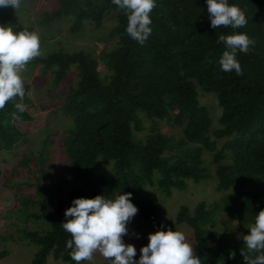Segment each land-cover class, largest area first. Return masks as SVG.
Masks as SVG:
<instances>
[{
	"label": "trees",
	"instance_id": "trees-1",
	"mask_svg": "<svg viewBox=\"0 0 264 264\" xmlns=\"http://www.w3.org/2000/svg\"><path fill=\"white\" fill-rule=\"evenodd\" d=\"M229 3L245 9L246 25L213 28L206 0H157L150 12L153 30L143 44L127 33V15L112 0H57V6L45 12L47 21L71 18L72 32L81 30L86 21L99 27L107 15L116 12L111 33L118 41L103 50L99 59L79 49L40 54L29 61L41 63L45 72H51L54 86L62 83L71 65H76L78 75L76 84L60 94L58 106L73 119V124L60 131L62 151L68 159L67 178L51 187L50 134L38 153L18 161L29 170L34 162L35 181L28 182L34 193L18 191V203L7 217L16 218L13 224L20 232L18 239L37 246L30 264H46L50 254L56 260L76 263L66 247L71 233L62 226L65 209L76 196L103 193L114 198L131 191L138 217L157 230L158 203L150 197L136 198V194L151 185L169 196L173 189H187L189 181L197 183L213 175L217 190L226 193L212 205L204 200L194 209L181 205L176 223L192 228L193 250L202 264H246L243 252L253 257L258 254L248 251L243 236L264 208V0ZM19 9L0 7V23L34 30L21 22ZM234 31L247 32L255 39L250 51L237 53L243 74L221 67L227 45L218 37L221 32ZM99 60L108 70L106 76L99 70ZM198 87L217 97L221 108L217 128L200 102ZM25 88L22 102L27 109L18 119L13 113L18 112L14 105L19 96L0 108V151L14 149L24 138L18 122L33 118L28 108L33 102L30 85L25 83ZM162 120L180 126L183 135L176 139L164 132ZM147 128L146 135L137 136ZM205 152L212 155L213 168L206 163ZM99 157L112 161L110 177L96 171ZM64 183L73 187L67 198L62 193ZM219 210L238 221L241 238L211 227ZM231 250L235 256L229 255ZM8 254L9 249L0 247V259Z\"/></svg>",
	"mask_w": 264,
	"mask_h": 264
},
{
	"label": "rangeland",
	"instance_id": "rangeland-1",
	"mask_svg": "<svg viewBox=\"0 0 264 264\" xmlns=\"http://www.w3.org/2000/svg\"><path fill=\"white\" fill-rule=\"evenodd\" d=\"M25 5L20 7L18 15L26 26H32L40 33L41 37V55H47L50 52L64 50L74 51L84 49L91 52L99 59L100 53L112 48L118 41V37L111 33L116 24V12L107 15L101 26H96L92 21H86L84 27L76 32L70 31L73 22L71 18L62 21H47L44 18L45 12L54 9L57 6V0H24ZM99 70L102 76L107 75V68L99 60ZM25 83L30 85V95L33 102L28 106L33 118L27 121H19L18 125L24 133V138L12 150L0 151V247L9 249V254L0 259V264H30L36 250V245H31L18 239L20 232L13 224L16 218L7 217L8 211L15 208L18 200L16 198L18 191L26 194L34 193V186L28 182H34V162L30 164L31 169L18 164L24 155L38 153L43 140L50 134L53 143L50 145V154L48 169L50 171L49 181L51 187L57 185L60 181L67 178L66 168L68 159L63 153V145L60 141L62 133L69 125L73 124V119L59 111L61 93L76 84L78 80L77 67L71 65L68 73L62 83L58 86L52 85L51 72H45L43 65L27 63L23 70ZM104 81L106 79L102 78ZM199 98L202 105L206 106L213 120V127L219 126V117L221 108L218 105L217 97L212 93H207L198 87ZM145 125L149 121L145 119ZM161 129L174 135L179 139L183 135L182 128L174 125L171 121H160ZM149 132L147 130L138 133V137H143ZM225 140L219 141V144ZM203 157L206 163L211 164L212 155L205 152ZM205 163V164H206ZM207 165V164H206ZM213 168V167H212ZM98 173L110 177L112 175V161L105 160L102 157L98 159L96 167ZM214 171V170H213ZM64 198H67L73 187L71 183L63 184ZM226 193V191L217 190V178L215 175L200 182H188V188L185 190L173 189L172 194L167 196L156 186L146 185L144 189L135 195L136 198H153L160 207V227H176L185 231L187 238L193 246L192 228L183 223L177 224L175 219L181 205H188L191 209L200 201H206L212 205L215 201ZM58 196V195H57ZM33 225L37 226L36 223ZM212 228L220 230L227 235L241 238L243 229L237 220H230L223 210L216 213ZM129 231L124 234L125 242L133 243L137 252L135 259H139L142 245L149 242V233L155 231L150 228L145 220L140 219L137 213L129 221ZM14 236V239L11 238ZM109 258H106L99 251L94 253L92 260L80 261L79 264H105ZM46 264H73L63 260H56L52 254L49 255ZM75 264H78L76 262ZM138 264V261H137Z\"/></svg>",
	"mask_w": 264,
	"mask_h": 264
},
{
	"label": "clouds",
	"instance_id": "clouds-1",
	"mask_svg": "<svg viewBox=\"0 0 264 264\" xmlns=\"http://www.w3.org/2000/svg\"><path fill=\"white\" fill-rule=\"evenodd\" d=\"M127 15L126 31L143 44L152 32L150 12L157 0H112ZM208 15L213 28L231 25L233 29L246 25V11L237 3L229 0H206ZM22 0H0V7H21ZM219 41L225 42L227 48L221 56V67L225 71L235 70L243 74L238 52L247 53L255 39L247 32L234 31L220 33ZM41 54L40 33L28 27L16 28L8 23H0V108L19 96L15 103L19 113L27 109L22 102L25 94L23 70L27 63ZM131 191H122L114 198L98 193L95 196H76L71 205L65 209L62 226L71 233L66 247L76 261L92 260L99 251L110 264H202L201 256L194 252L185 231L176 227H160L149 233V242L140 248L141 255L135 259L136 246L125 242L124 234L129 231V221L138 211L132 201ZM243 239L249 252H257L254 257L245 254L246 264H264V208L255 215L254 222ZM235 250L229 252L235 256Z\"/></svg>",
	"mask_w": 264,
	"mask_h": 264
}]
</instances>
